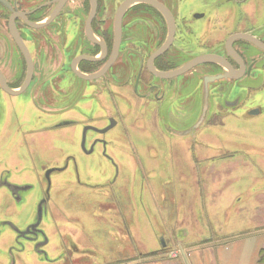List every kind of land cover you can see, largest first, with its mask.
<instances>
[{"label": "flooded vegetation", "instance_id": "obj_1", "mask_svg": "<svg viewBox=\"0 0 264 264\" xmlns=\"http://www.w3.org/2000/svg\"><path fill=\"white\" fill-rule=\"evenodd\" d=\"M125 1L0 0V76L5 84L0 77V140L6 142L4 136L18 133L21 139L15 145L26 150L22 119L32 108L37 113L50 108L63 120L51 122L47 129L71 127L73 135H80L82 152L94 153L99 147L118 169L112 151L120 156L138 152L137 141L127 137L125 127L132 118L141 130L150 124L155 144L149 147L158 154L193 150L195 155L210 156L207 166L214 172L216 162L233 152L199 137L210 128L223 126L224 119L246 105L245 93L254 89L264 71V48L253 42L264 44V0H255L258 4H251L254 0H216L209 14L192 16L173 7L171 0H152L158 7L137 0L124 11L118 37L116 17ZM52 17L45 27L31 24H43ZM198 18L204 23L196 24ZM243 22L248 25L241 26ZM12 31L22 38L28 54ZM205 54L224 58L227 67L204 63L167 76ZM29 123L27 133L38 136L43 130L37 129L40 116L34 113L30 119L29 115ZM112 123L113 127L103 131ZM119 127L132 145L131 152L120 148L119 135L107 137ZM74 161L79 169L76 158ZM66 167L42 165L38 183L43 194L34 221L25 228L10 224L18 238L33 242L41 257L47 255L44 244H49L42 223L51 198L52 175ZM14 172V177L2 173L0 185L21 202L26 192L39 189L37 182L24 179L21 170ZM67 258L69 264L74 263Z\"/></svg>", "mask_w": 264, "mask_h": 264}, {"label": "rangeland", "instance_id": "obj_2", "mask_svg": "<svg viewBox=\"0 0 264 264\" xmlns=\"http://www.w3.org/2000/svg\"><path fill=\"white\" fill-rule=\"evenodd\" d=\"M215 4L216 0H171L173 7L189 16L208 13ZM251 4L258 3L254 0ZM194 22L201 25L204 20ZM244 25L248 22L241 23ZM256 83L245 93L243 108L224 119L223 126L210 128L199 137L233 152L230 157L216 159L214 172L207 166L210 156L195 155L193 150L158 154L149 147L155 144L150 124L141 130L132 118L125 127L127 137L137 141L138 152L120 156L112 151L120 166L116 169L99 147L94 153L82 152L80 135H73L71 127L46 128L51 122H61L62 116H54L50 108L38 113L32 108L22 119L26 150L15 145L21 139L18 133L4 136L6 142L0 140V177L4 172L6 177L10 173L14 177V171L21 170L24 179L37 182L39 189L26 192L23 200L16 202L0 185V264H69L67 256L73 264H115L172 248L181 226L187 227L195 240L206 234H247L264 229L263 70ZM34 113L40 116L37 129H43L38 136L27 133L29 115L31 119ZM114 135L121 137L120 148L132 151L120 127L107 137ZM68 157L72 159L68 161ZM48 163L68 167L52 175L51 198L42 223L49 244H44L47 255L41 257L33 242L18 238L10 224L25 228L34 221L43 194L39 176L42 165Z\"/></svg>", "mask_w": 264, "mask_h": 264}, {"label": "crops", "instance_id": "obj_3", "mask_svg": "<svg viewBox=\"0 0 264 264\" xmlns=\"http://www.w3.org/2000/svg\"><path fill=\"white\" fill-rule=\"evenodd\" d=\"M177 230L172 248L164 247L157 249L161 251L157 255L137 256L115 264H264L260 260L264 250V229L247 234H202L198 240L191 238L194 235L187 227L181 226ZM175 249L179 255L171 257L170 251ZM150 252L154 250L147 253Z\"/></svg>", "mask_w": 264, "mask_h": 264}, {"label": "water", "instance_id": "obj_4", "mask_svg": "<svg viewBox=\"0 0 264 264\" xmlns=\"http://www.w3.org/2000/svg\"><path fill=\"white\" fill-rule=\"evenodd\" d=\"M134 1H137V0H126L122 4L121 8L119 9L118 15L116 17V25H117V29H118V37H121V24H122V17L124 15V11ZM139 1H145V2H148V3H152L156 7L159 6V4L155 3L152 0H139ZM161 8H163V7H161ZM161 10H163V9H161ZM163 11L166 12V10H163ZM54 16L55 15H53V17ZM53 17L50 18V19H48L47 22L46 23H43V24H39V23H37V24L36 23H31V24H32V26L34 28H42V27L47 26L52 21ZM168 19H169L168 21H169L170 27H171L170 29L172 31L173 30V27H174V20L172 19L171 16ZM12 34H13V37L15 38L16 42L18 43L19 47L21 48V50L24 51L26 54H28V48L26 47V45H25L24 41L22 40V38L17 33H15L14 31H12ZM235 37H247V35H236ZM253 42L255 44L261 46L262 48H264V44L261 43L260 41L253 40ZM204 63H219V64H222V65L226 66V63L224 61V58H221L220 56L214 55V54H205V55H201V56L195 58L194 60L190 61L189 63H187V65H185L182 69H180V71H174V72L168 73L167 76L168 77L176 76V75H178L180 73H184V72L192 69L193 67H195L197 65L204 64ZM0 75H1V73H0ZM2 82H3L2 85L5 86L4 81H3V78H2ZM13 93H17V92H13ZM113 125L114 124L112 123L106 130H103V131H107L108 129H110L111 127H113Z\"/></svg>", "mask_w": 264, "mask_h": 264}, {"label": "trees", "instance_id": "obj_5", "mask_svg": "<svg viewBox=\"0 0 264 264\" xmlns=\"http://www.w3.org/2000/svg\"><path fill=\"white\" fill-rule=\"evenodd\" d=\"M160 253V251H154V252H150V253H146L145 255L148 257V256H154V255H157V254H159ZM260 260L262 261V262H264V250H262L261 251V254H260Z\"/></svg>", "mask_w": 264, "mask_h": 264}, {"label": "built area", "instance_id": "obj_6", "mask_svg": "<svg viewBox=\"0 0 264 264\" xmlns=\"http://www.w3.org/2000/svg\"><path fill=\"white\" fill-rule=\"evenodd\" d=\"M179 255V252L178 251H172L171 253H170V256L171 257H177Z\"/></svg>", "mask_w": 264, "mask_h": 264}]
</instances>
